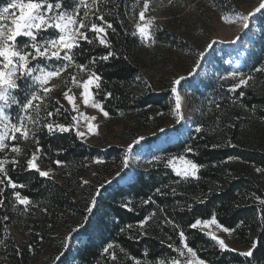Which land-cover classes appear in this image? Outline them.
<instances>
[{"label": "trees", "instance_id": "trees-1", "mask_svg": "<svg viewBox=\"0 0 264 264\" xmlns=\"http://www.w3.org/2000/svg\"><path fill=\"white\" fill-rule=\"evenodd\" d=\"M8 1L0 0V5ZM235 1L197 3L225 14L233 11ZM144 2L96 0L87 9L88 26L84 29L94 42L81 40L73 51L77 53L76 63L87 70L92 67L102 77L101 88L93 87V93L110 118L127 115L135 119L133 126L159 129L175 98L171 88L155 90L142 84L143 69L149 64L142 53L144 39L137 31L138 24H143L139 12L145 11ZM167 2L165 19L156 20L151 31L154 45L150 61H157L161 48L182 50L190 44L177 33L178 20L187 15L182 11L187 3ZM63 7L73 8L72 0H63ZM84 10L80 9L81 14ZM100 15L103 21L98 19ZM88 21L112 25L106 31L109 46L94 39L97 34L89 30ZM109 52L113 55L107 61L97 59L94 66L89 65L92 57ZM75 69L72 66L68 72ZM249 74L248 83L234 90L231 99L213 102L203 111L188 137L165 143L157 150L160 157L184 155L192 159L201 166L198 178L177 176L171 167L155 159L126 183L98 173L85 181L95 157L106 154L118 158L122 148L113 145L103 152L77 136L73 127L69 132L48 133L44 129L35 138L30 135L27 140H9V147L0 152V159L8 161L4 165L7 176L0 174L5 181L0 185V264H31L48 252L52 253V264H159L161 259L175 256L184 242L210 264H264V204L260 203L264 200V45L253 58ZM24 81H17L21 102ZM42 98L38 100L41 117L47 105L53 113L48 122L72 126V111L54 96ZM57 108L60 115L55 114ZM12 146L21 151L13 153ZM189 146L192 152L186 151ZM35 152L42 165L56 172L55 177L40 176L27 167ZM9 177L17 184L16 189L7 183ZM17 191L28 198V205L18 202ZM93 198L95 205L91 204ZM88 207H92L91 212ZM213 216L232 231L242 251L222 249L199 227H190L197 219ZM10 225L23 235L22 240L9 231ZM181 230L186 239L179 236ZM108 244L114 247L105 252ZM249 251L251 257L243 255Z\"/></svg>", "mask_w": 264, "mask_h": 264}, {"label": "rangeland", "instance_id": "rangeland-1", "mask_svg": "<svg viewBox=\"0 0 264 264\" xmlns=\"http://www.w3.org/2000/svg\"><path fill=\"white\" fill-rule=\"evenodd\" d=\"M181 1L187 3L184 7L185 9L182 10L187 15L178 20L177 33L180 37L190 41L188 48H186L188 50L161 48L159 52L161 56H157V61H150L154 42L152 39H144L143 41L142 53L144 59L149 64L143 69L142 84H145L147 87L151 86L155 90L172 89L174 86L173 81L181 76L184 77L181 85L177 86L178 92L174 93L173 107L168 117L163 119L159 129L147 126H133L132 124L135 122V119L127 115L116 119L110 118L109 115L107 117L104 116V109L101 111L100 108L92 106L93 103L100 102L95 96L94 99L89 100L86 104L84 102V90L82 87V81L87 79L88 70L86 68L84 71L76 68L72 73H69L68 71L72 68L70 66L60 76L51 78L48 84L45 85L50 91L47 94L42 93V97H47L48 95L54 96L68 110L72 111L73 117H76L72 122V127L76 132L80 130L85 133L84 137H80L82 140L96 145L103 152H106L113 145L122 148L118 158L117 156H107L106 154L95 157L91 161L93 169L84 177L85 181L93 180V176L97 173L101 177H107L109 180L115 178L121 183L132 180L139 170L147 169L153 160L162 156V154L157 153V150L163 144L188 137L191 131L197 127L198 119L203 111L210 109L213 102L232 98V92L240 87H235L233 90L234 86L239 83L240 77L232 78V72L242 73L245 79L249 78V69L253 58L258 55L264 45V8H261L259 12L255 11L261 3H264V0H236L233 11L225 14L214 12L208 5L197 3V0ZM9 2L10 0L1 4L0 8L7 6ZM149 3V8L144 11V25L139 23L138 27L147 26L151 35L152 29L156 28L155 21H163L165 19L168 2L167 0H150ZM11 11L13 10L10 9ZM148 12L149 14L147 15L146 13ZM249 13H254V15L250 17L249 27L245 29L242 27L240 20L237 19V15H248ZM81 18H83V14L80 12V15L77 17L78 21ZM148 21H152V23L149 25ZM7 23L10 24V21ZM85 24L87 27L88 23L86 20ZM101 26L107 31V25ZM84 29L80 31L85 32ZM56 35L57 30L49 28L46 32H41L38 40L55 38ZM99 35L103 36V34ZM104 38L108 43L107 35ZM28 40L29 38L27 37L24 40H19L18 37L17 43L22 45ZM201 53H203L202 58ZM37 62L41 65L48 63L57 66L62 63L55 60L45 61L41 58L38 61L32 62V64ZM72 76L76 77L75 82L71 80ZM30 84L31 81L25 79L23 83L25 88L21 92L22 102L19 99L17 90L15 92L21 105L25 102L24 90ZM93 87L91 88L92 93ZM66 92L75 98V110H73L72 104L66 99ZM177 99L181 103L180 111L184 117L179 122H177ZM34 103L39 104V101H35ZM6 111L12 115L14 120L17 115H24V113L19 112V107L16 105ZM85 116L89 119H84ZM93 117L95 119H92ZM89 124L93 126L91 131L89 130ZM29 127L32 126L29 125ZM140 137H144V139L139 144H135L134 141ZM129 145H132L131 153H128ZM126 153L128 160L127 168L123 166ZM34 154L37 156L36 163L38 168L41 171H49V176L55 177L56 172L42 165L39 161V154L37 152ZM173 156L177 155L169 157ZM177 163L179 164V162ZM198 227L208 236L211 233L219 239L224 240L228 246L227 248L242 251V248L235 241L232 231L225 232L223 230L225 227L218 221L217 224H210L208 226L202 224ZM9 231L16 236L18 241L23 239V235L18 232L14 225L9 226ZM185 243L179 247L180 250L184 251L185 255L180 256L177 252L175 256L165 259V264H171V260L174 258L179 259L181 264H184V260L187 257L186 249L183 247ZM51 259L52 253L48 252L42 254L31 264H52ZM207 264L210 263L207 262Z\"/></svg>", "mask_w": 264, "mask_h": 264}, {"label": "snow or ice", "instance_id": "snow-or-ice-1", "mask_svg": "<svg viewBox=\"0 0 264 264\" xmlns=\"http://www.w3.org/2000/svg\"><path fill=\"white\" fill-rule=\"evenodd\" d=\"M73 8L65 9L63 7V0H10L7 6L0 8V152L9 147V140H27L31 135L33 138L36 137L37 132L44 129L48 133L53 132H69L71 131V125L66 126L65 124H57L54 121L48 122L47 118L51 117L53 113L47 110V105H44V117L40 116L41 104L34 103L35 101L42 100V93L47 94L50 90L45 87L48 84L49 80L53 77H58L64 71H66L70 66H75L76 68L84 71L85 65L76 63L75 57L77 53L74 52V49L79 48V41H87L89 44L94 42L93 39H89L86 32L80 31L86 27L85 20L89 16L88 8L90 5H95L96 0H72ZM84 8L83 18L79 21L77 17L80 15V9ZM144 9L148 8L147 0L143 4ZM261 8H264V3H261L258 8L255 9L256 12H259ZM10 9L13 10L10 12ZM53 13H55L53 15ZM254 13H249L248 15H237V19L240 20L242 27L247 29L249 27L250 17ZM139 18L141 21L145 19V12L142 10L139 12ZM100 21H103V15L98 17ZM10 21V24L7 23ZM90 23V31L98 34L94 39L99 40V44L109 46L107 40L104 36L107 35L106 30L103 26L88 21ZM152 21H148L150 25ZM108 28H112V25L109 23ZM49 28L57 30V35L55 38H44L38 40V36L43 31H47ZM115 31V29H113ZM137 31L140 34L141 39H149L152 37L149 34L147 26H139ZM103 34V36L99 35ZM27 37L29 40L24 44L20 45L17 43L18 37ZM239 39V37H237ZM154 42V41H153ZM210 46V45H209ZM113 53L109 52L107 55H103L99 58L92 57L89 61L90 66H94L97 62V59L101 61H107ZM203 53H201V58ZM45 61H59L62 62L59 66L55 64H44L40 63L32 64L34 61L39 59ZM232 78L240 77L239 83L234 86L239 87L248 83V79L243 77L242 73L232 72ZM19 79H28L31 81V84L27 89L24 90L25 102L21 105L18 97L15 95L16 90L19 88L18 80ZM102 77L92 70V67H88L87 79L82 81L84 102L87 104L89 100L94 99V95L91 91L92 86L96 89H100V81ZM184 77H179L173 81V87L171 91L173 93L178 92V87L181 85V81ZM71 80L76 81V77L72 76ZM39 89V90H37ZM108 96H111V93H107ZM65 97L69 103L72 104L73 110L76 109L75 98L65 93ZM18 106L19 112L24 113V115H17L14 118L7 109H10L12 106ZM93 107L100 108L103 111L102 105L100 102L92 104ZM181 103L179 99L176 101V110H177V122L183 120V114L180 111ZM31 113V114H30ZM56 115H60V109L55 110ZM104 116H108V112H103ZM73 120L76 117L72 118ZM84 119H89L87 116ZM92 119H95L94 117ZM43 120V123L41 121ZM31 125L32 127H29ZM93 126L89 124V130L91 131ZM163 131V129H161ZM199 131V129H198ZM19 134V136H17ZM76 135L79 137H84L85 133L83 131L77 130ZM144 137H140L135 140V144H139ZM39 143L38 140L34 141ZM41 150V149H38ZM13 153H19L21 149L16 146L11 147ZM187 152H192L193 148L189 146L186 150ZM132 152V145L128 147V153ZM37 156L33 154L31 159L27 161V167L30 169H35L39 172L40 176L48 177L49 171H41L38 168L36 163ZM157 161L164 162V167H171L172 170L180 177H197L198 169L201 167L195 163L192 159H187L184 155L173 156V157H157ZM7 159H0V174L7 176V169L4 167L7 163ZM179 162V164L177 163ZM16 163V161H12ZM57 164L61 163L56 161ZM125 168L128 167L127 153L124 161ZM257 171H260L257 169ZM119 175V173H117ZM198 178V177H197ZM5 183L4 180L0 179V185ZM7 183L11 188L16 189L17 184L12 182L9 177ZM19 187L23 188L24 185ZM157 192H160V189H156ZM0 195H2V189H0ZM95 195H99V192H96ZM16 199L22 205H28L30 201L27 197H22L20 192L15 193ZM95 199L91 200V204L95 205ZM261 204H264V200H260ZM3 204V201L0 200V205ZM125 207H128L127 203ZM131 210V209H130ZM88 212L92 211V207H88ZM208 226L210 224H217L216 217L213 216L210 220L201 221L197 219L191 228L196 229L201 225ZM132 226L129 225L128 228ZM143 227V222L141 224ZM175 227V226H174ZM225 232H229L228 228L223 229ZM212 240L216 241L217 244L222 249H227L225 241L219 239L215 235L209 233ZM179 236L182 239L185 238V233L181 230ZM3 241H0L2 243ZM112 244H108L107 248L104 249L105 252H108L110 249H113ZM172 247V245H169ZM184 249H186L187 257L184 260V264H207L203 259H200L197 256V252L193 250L187 243L184 244ZM177 252L180 256H184V251L177 249ZM246 257H251L252 252L243 253ZM115 259V257H113ZM135 264H140L139 261H136ZM159 264H165V259H161ZM171 264H181L179 259H172Z\"/></svg>", "mask_w": 264, "mask_h": 264}]
</instances>
